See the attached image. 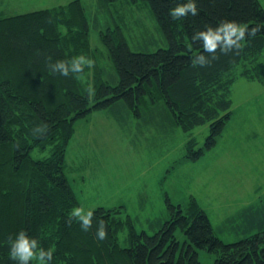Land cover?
<instances>
[{"label": "trees", "instance_id": "trees-1", "mask_svg": "<svg viewBox=\"0 0 264 264\" xmlns=\"http://www.w3.org/2000/svg\"><path fill=\"white\" fill-rule=\"evenodd\" d=\"M117 1L96 0L88 6L91 15L81 0H72L59 12L0 17V264H17L8 255L9 237L21 230L45 249L54 246L50 264H200L199 251L213 255V264H264V231L224 243L192 197L185 209L166 199L170 217L152 235L138 232L129 216L121 217L122 207L92 210L88 231L70 218L79 202L65 159L78 120L111 106L119 111L121 103L140 118L147 102L163 100L184 132L208 123L202 147L195 148V139L185 144L187 158L196 161L216 144L231 118L236 67L246 65L240 76L263 81L264 61L258 60L264 53V9L258 0H196L197 14L178 19L170 9L187 0H127L148 4L166 41L165 48L152 52L130 50L108 12L114 4L118 13ZM102 14L106 26L100 25ZM225 22L246 28L241 47L205 52L208 63L193 66L204 51L194 34ZM80 54L95 61L83 73L63 76L50 70L57 60ZM89 85L95 89L91 98ZM101 219L104 240L96 238Z\"/></svg>", "mask_w": 264, "mask_h": 264}, {"label": "rangeland", "instance_id": "rangeland-1", "mask_svg": "<svg viewBox=\"0 0 264 264\" xmlns=\"http://www.w3.org/2000/svg\"><path fill=\"white\" fill-rule=\"evenodd\" d=\"M70 1L0 0V17L43 9L59 12ZM95 1L81 0L85 8ZM258 2L264 9V0ZM113 6L108 12L132 52L166 47L146 2L132 5L118 0V13ZM87 13L91 15L92 8ZM103 15L98 18L106 26ZM59 27L64 30L62 24ZM91 43L95 45L93 38ZM263 61L264 53L258 63ZM245 67L232 72L236 76L230 86V120L216 144L196 161L187 158L185 144L195 139V148L202 147L208 123L184 132L163 100L147 102L140 118L121 103L119 111L111 106L78 120L66 150L65 172L79 206L122 207L121 217L129 216L138 232L152 235L170 217L166 199L185 209L192 197L224 243L264 231V76L263 81L246 79L240 76ZM175 234L182 241L181 232ZM198 257L200 264L214 262L205 251Z\"/></svg>", "mask_w": 264, "mask_h": 264}, {"label": "clouds", "instance_id": "clouds-1", "mask_svg": "<svg viewBox=\"0 0 264 264\" xmlns=\"http://www.w3.org/2000/svg\"><path fill=\"white\" fill-rule=\"evenodd\" d=\"M197 12L196 0H187V2L177 4L176 7L171 8L169 14L173 19H178L189 14L195 16ZM245 31L246 28L244 26H240L235 22H225L216 28L208 27L206 30L196 32L192 39L201 41L204 51L193 59V66L208 63V57L205 52L215 54V50L218 47L224 52L231 50L234 46L237 48L241 47ZM94 63L95 61L92 58L80 54L70 60H57L50 65V70L63 76L81 74L86 66L91 67ZM87 93L90 98L94 96L95 89L92 85L88 86ZM44 130V128L36 129V131L41 133ZM69 216L70 218L74 217L80 223V227L88 231L93 224L94 212L91 209L86 210L82 206H76L72 208ZM96 238L99 240L107 238V230L102 219L96 229ZM9 243V258L17 262V264H31L33 260L36 261V264H50L53 259L54 246L45 249L37 238L29 236L24 230L16 233L14 238L9 237Z\"/></svg>", "mask_w": 264, "mask_h": 264}]
</instances>
